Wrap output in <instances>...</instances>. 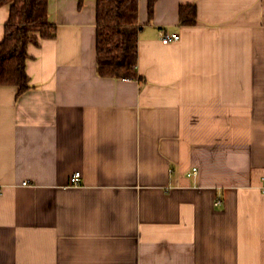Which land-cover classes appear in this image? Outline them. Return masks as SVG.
I'll return each instance as SVG.
<instances>
[{
    "label": "crops",
    "instance_id": "obj_1",
    "mask_svg": "<svg viewBox=\"0 0 264 264\" xmlns=\"http://www.w3.org/2000/svg\"><path fill=\"white\" fill-rule=\"evenodd\" d=\"M47 15L0 85V264H264V0H138L134 79L97 74L95 0Z\"/></svg>",
    "mask_w": 264,
    "mask_h": 264
},
{
    "label": "trees",
    "instance_id": "obj_2",
    "mask_svg": "<svg viewBox=\"0 0 264 264\" xmlns=\"http://www.w3.org/2000/svg\"><path fill=\"white\" fill-rule=\"evenodd\" d=\"M84 0H78L81 6ZM138 0H95L96 70L101 77L138 78L137 62ZM154 0H148L151 13ZM8 4L9 15L0 41V85H13L17 94L29 88L25 63L27 48L40 40L52 39L56 27L48 21V0H0ZM195 6L179 8V22L193 24Z\"/></svg>",
    "mask_w": 264,
    "mask_h": 264
},
{
    "label": "built area",
    "instance_id": "obj_3",
    "mask_svg": "<svg viewBox=\"0 0 264 264\" xmlns=\"http://www.w3.org/2000/svg\"><path fill=\"white\" fill-rule=\"evenodd\" d=\"M178 39H179V35L176 32H171L167 29H163L161 31L160 41L163 44H167V43L176 41ZM192 172H193V174H195V172H196L195 169H193ZM79 178H80V172L79 171H75L74 173H72V175L70 176V179H69L70 185H72V186L79 185ZM24 184H26V183L24 182ZM261 190L264 191V183L261 187Z\"/></svg>",
    "mask_w": 264,
    "mask_h": 264
}]
</instances>
